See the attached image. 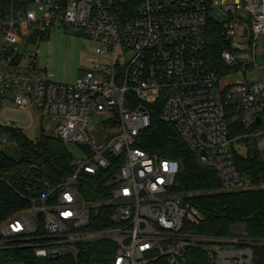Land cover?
Listing matches in <instances>:
<instances>
[{"label":"built area","instance_id":"obj_1","mask_svg":"<svg viewBox=\"0 0 264 264\" xmlns=\"http://www.w3.org/2000/svg\"><path fill=\"white\" fill-rule=\"evenodd\" d=\"M15 3L16 8L0 9V111L6 102L23 111L36 109L40 120L55 121L53 136L81 147L85 161L75 159L74 174L55 187L27 188L30 207L0 224V248L18 243L38 258L70 254L76 259L77 244L107 240L115 248L111 264H190L193 248L205 253V264H252V247L264 246V239L183 231L187 212L199 213L184 207L171 191L178 162L152 155L137 143L150 126L151 106L161 103V119L175 126L199 165L216 171L224 189L251 187L234 165L236 138L230 126L236 113L241 112L246 126L264 113V83L237 80L220 87L219 81L258 68L256 40L264 35V0ZM215 6L224 15L223 72L209 68L205 52ZM52 27L96 44L100 61L72 83L31 73L34 54L20 50L23 39L48 37ZM90 124L104 133L98 142L90 135ZM9 127L19 128L0 118V152L11 142L1 132ZM109 168L114 171L111 226L86 230L90 215L75 187L77 177Z\"/></svg>","mask_w":264,"mask_h":264},{"label":"trees","instance_id":"obj_2","mask_svg":"<svg viewBox=\"0 0 264 264\" xmlns=\"http://www.w3.org/2000/svg\"><path fill=\"white\" fill-rule=\"evenodd\" d=\"M15 2L0 0V9L16 8ZM225 49L222 24L210 20L205 52L212 71H224L220 53ZM161 106V103L151 106L150 126L140 134L137 146L152 155L178 162L171 191L184 207L199 213L194 216L187 212L183 231L206 237L239 234L258 242L264 239V148L257 146L258 139L264 138V113L259 114L260 124L255 120L246 126L241 122V112L240 118L231 123L230 135L237 138L238 144H246L244 154L232 149V159L238 172L249 178L251 187L224 191L216 171L199 165L175 126L161 119ZM260 131L257 136L250 134ZM1 132L10 137L19 157L0 152V224L30 207L27 188L44 183L55 187L70 178L77 167L66 144L53 135L40 131L32 140L19 128L9 127ZM113 174L109 168L96 174L84 172L77 177L75 187L90 215L86 230L111 226L112 209L108 204ZM77 250L76 259L70 254L55 259L38 258L32 248L13 243L0 248V264H111L115 248L111 242L99 240L79 243ZM252 253V264H264V246L256 243ZM189 255L193 257L190 264H205L206 256L200 249H190Z\"/></svg>","mask_w":264,"mask_h":264},{"label":"rangeland","instance_id":"obj_3","mask_svg":"<svg viewBox=\"0 0 264 264\" xmlns=\"http://www.w3.org/2000/svg\"><path fill=\"white\" fill-rule=\"evenodd\" d=\"M221 0H215L220 2ZM228 4L233 3L234 0H226ZM30 9H36L34 5H30ZM211 18L218 24H221L224 15L220 13V8L215 6L211 14ZM21 52L26 54H34L33 64L34 67L29 71L43 78L58 83H72L74 82L83 71L92 68L93 64L99 62L100 58L95 55L96 44L80 35L72 34L71 32L61 27H52L48 31V37L38 38H25L22 40ZM256 69H248L245 74H232L229 77L219 81L220 87L232 86L237 80L243 82H263L264 83V35H260L256 40ZM251 67V65H250ZM232 110H229V113ZM253 112L247 113L251 116ZM236 119L240 118L239 113L235 114ZM33 117L37 120L33 122ZM0 118L2 122H14L29 139H34L40 131L46 134L54 135L55 121L43 118L40 120V112L36 109L32 111H23L11 103H4L1 111ZM248 126V125H247ZM90 135L97 142L104 135L101 127H95L90 124ZM262 132L250 133L251 136L261 134ZM67 150L76 160L85 161V155L80 146L73 143H65ZM246 144H238L236 141L232 143L231 150L236 149L240 153H245ZM258 148H264V138H259L257 142ZM3 152L7 155L18 158L19 154L16 151L15 145L11 142L3 147ZM264 186V185H263ZM224 191H234L232 189H224ZM118 203L121 200L117 201Z\"/></svg>","mask_w":264,"mask_h":264},{"label":"water","instance_id":"obj_4","mask_svg":"<svg viewBox=\"0 0 264 264\" xmlns=\"http://www.w3.org/2000/svg\"><path fill=\"white\" fill-rule=\"evenodd\" d=\"M229 42H230V41L227 40V43H229ZM94 122H95V123H98V119L95 118V119H94ZM256 123H257V124H260V123H261V120H260L259 117L256 118ZM9 124H14V122L10 121Z\"/></svg>","mask_w":264,"mask_h":264}]
</instances>
